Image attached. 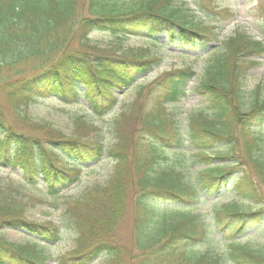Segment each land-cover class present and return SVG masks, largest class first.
I'll list each match as a JSON object with an SVG mask.
<instances>
[{
    "label": "trees",
    "instance_id": "trees-1",
    "mask_svg": "<svg viewBox=\"0 0 264 264\" xmlns=\"http://www.w3.org/2000/svg\"><path fill=\"white\" fill-rule=\"evenodd\" d=\"M214 28L191 22L185 9L174 6V0H141L130 8L120 7L118 0H0V67L38 61L34 74L12 83L6 99L15 110L26 112L39 97L57 96L67 104L84 98L92 114L103 118L117 104V92L147 74L159 59L147 57L142 50L118 52L96 47L89 41L91 32L132 34L151 42L165 34L170 45L205 48L216 41ZM81 33L88 49L67 50L69 39ZM224 43L226 53L212 60L206 78L196 87L210 103L212 113L193 114L185 135L178 133L175 125L168 132V124L175 122L166 106L185 96L195 76L191 67L166 73L146 94L143 87L139 90L134 103L142 111L133 139L122 123L130 113L115 120L118 151L114 153L112 148L116 163L110 182L95 186L67 208L78 245L59 264H86L102 254L111 264L125 263L130 253L118 251L106 236L125 211L128 190L134 204V245L140 256L136 264H227L230 260L233 264H264V253H256L238 240H231L225 251L196 249L213 230L222 234L228 219L237 220L236 233L250 221L263 220L262 207L243 212L225 205L216 209L208 222L191 215L168 220L166 209L165 215H156L160 202L187 205L202 193L215 195L237 168H242L233 183L237 193L260 202L246 169H253L264 184V85L258 87L249 107H244L241 93L243 74L257 64L252 56L264 54V40L238 34ZM151 98L153 106L147 108L145 101ZM228 117L231 123L225 121ZM33 126L43 128L44 136L12 128L0 105V162L19 167L29 184L41 181L49 197L56 198L72 186L82 165L108 152L103 141L70 137L46 122ZM188 146L193 148L192 163L201 164L200 168L191 170L186 160L187 170L160 169L169 148L185 152ZM213 157L220 162L214 163ZM4 228L24 231L48 243L60 238L58 226L30 220L26 202L15 191L1 187L0 231ZM90 240L94 244L86 249ZM48 260L45 250L0 235V264H48Z\"/></svg>",
    "mask_w": 264,
    "mask_h": 264
},
{
    "label": "rangeland",
    "instance_id": "rangeland-1",
    "mask_svg": "<svg viewBox=\"0 0 264 264\" xmlns=\"http://www.w3.org/2000/svg\"><path fill=\"white\" fill-rule=\"evenodd\" d=\"M140 1L118 0L122 8L133 7ZM174 6L185 9L191 22L202 24L205 27H215L213 31L217 35L216 41H212L209 46L203 48L181 44L170 45L165 34L157 39L158 42H151L137 35H119L109 31H93L89 34L90 43L96 47L118 52L142 50L147 54V57L159 59L152 71L140 76L131 86L117 92L116 106L103 118L92 114L84 98H81L78 103L67 104L57 96L39 97L31 102L26 112L17 111L8 103L6 93L13 86V82L22 81L25 77L34 74L35 68L38 67V61L23 62L14 68L0 67V105L5 112L6 123L12 128L27 135L42 137L45 134L43 128L35 129L33 125L46 122L55 130L70 137L103 141L106 147L105 151H108L93 163L81 164L83 169L78 182L56 198L46 194L45 185L41 181L29 184L25 182L19 167L0 162V188H10L17 193V197L21 201L26 202L27 217L30 220L45 225L53 224L60 228L59 240L50 243L39 241L21 230L4 228L0 231V235L8 241L20 245L29 243L40 250H45L49 256L48 264H59L61 259L71 255L78 245V237L77 230L70 221L66 210L76 199L95 186H105L110 182L115 165L112 148L114 147V153L118 151L117 137L113 132L114 123L118 117L122 118L126 112H129L133 119L129 115L123 118L122 123L129 130L130 136L137 131L142 109L137 103H134V100L140 87L143 86L146 94L150 87L166 73L182 68H193L195 76L190 81L185 96L178 102L166 106V112L175 122V124L172 122L168 124V132L171 130V126L175 125L178 133L185 135L193 114L210 115L212 113L210 103L197 93L196 87L206 78L212 60L226 53L224 42L236 34H245L258 40H264V0H174ZM84 12L86 14V11ZM83 39L84 33L69 39L66 49L69 51L87 50L88 47L85 46ZM238 57L244 60L243 56L238 55ZM252 57L258 62L250 67L242 77L241 98L244 107L250 106L255 93L257 94L258 87L264 85V54ZM79 87L83 89L81 84ZM145 106L147 108L153 106L152 98L145 101ZM225 121L231 123L229 117ZM2 137L3 134L0 133V143L3 141ZM131 139H133L132 136ZM130 146L131 144L128 146V152L129 149L130 151L132 149ZM185 150L184 152L176 147L169 148L166 157L161 160L160 169L187 170L189 164L191 170L200 168L201 164L192 163L193 159L189 157L192 156L193 148L188 146ZM60 157L63 162L66 160L63 156ZM186 160L189 161L188 165ZM212 161L220 162V159L213 157ZM240 171L242 168L235 169L230 182L215 195L202 193L195 201L187 205L183 203L177 205L174 202L158 203L161 210L156 215H165L164 209H166L170 214H168V220L191 215L198 216L208 222L213 218L214 211L225 205L236 206L243 212H255L259 207L264 208V184L261 183L253 169L247 168L246 173L258 191L260 202L239 195L233 188V183ZM124 210L116 227L106 236V241L115 244L118 251L126 249L130 253L125 256L124 264H136L140 256H138L139 251L134 245V204L131 190H128ZM236 222L237 220L230 221L229 219L225 221L226 225L222 228V234L216 229L213 230L207 239L197 245L196 249L210 252L225 251L231 240H238L256 253H264V219L250 221L240 233L235 232L238 226ZM93 244L94 241L90 240L85 248H90ZM85 262L86 264H111L106 254L94 258L91 262H87V260ZM227 264H233V262L230 260Z\"/></svg>",
    "mask_w": 264,
    "mask_h": 264
}]
</instances>
